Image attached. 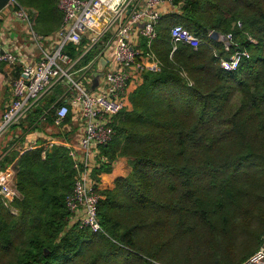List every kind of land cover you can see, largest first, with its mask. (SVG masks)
I'll return each instance as SVG.
<instances>
[{"label": "trees", "instance_id": "trees-1", "mask_svg": "<svg viewBox=\"0 0 264 264\" xmlns=\"http://www.w3.org/2000/svg\"><path fill=\"white\" fill-rule=\"evenodd\" d=\"M16 1L38 33L60 26L58 0ZM175 3L179 11L162 16L152 44L160 69L143 73L130 104L115 116L113 139L100 147L108 161L93 173L104 195L99 218L105 232L70 223L66 198L76 169L66 146L12 147L10 140L0 150V167L12 164L21 195L14 201L17 214L0 195V264H242L260 248L264 0ZM174 24L204 43H179L171 56ZM211 30L232 34L250 58L236 70L223 69L215 48L229 56L233 47L211 38ZM65 49L78 55L74 45ZM62 92L54 87L14 127L25 134L44 118L54 124L52 106L66 103ZM118 159L127 160L129 171L113 187L105 185Z\"/></svg>", "mask_w": 264, "mask_h": 264}, {"label": "built area", "instance_id": "built-area-1", "mask_svg": "<svg viewBox=\"0 0 264 264\" xmlns=\"http://www.w3.org/2000/svg\"><path fill=\"white\" fill-rule=\"evenodd\" d=\"M8 5L12 6L15 17L27 25L41 55L37 59L18 55L0 33V62L22 65L20 75L11 83L12 99L0 117V141L50 90L61 86L60 99H65L66 103L52 106L56 124L63 125L69 115L83 121L78 142L63 144L76 169L74 189L66 198L70 223L105 232L99 218V205L104 195L93 173L101 160L108 161L100 147L113 139L115 116L128 106L131 88L142 81L145 71L160 69L161 62L152 44L158 37L162 16L177 11L179 5L175 0H58L63 18L60 26L48 35L36 31L30 13L16 0ZM170 34L171 56L179 43L194 48L204 43L182 24H174ZM222 42L228 49L233 47L227 57L221 56L215 48L225 70H236L244 59L250 58L251 52L240 47L232 34H224ZM69 44L75 46L77 56L66 52ZM101 58L106 62L98 71ZM97 74L98 82L93 88ZM54 145L62 144L51 139L49 146ZM14 174L11 164L0 167V195L5 205L17 214L14 201L21 194L13 183ZM242 264H264V241Z\"/></svg>", "mask_w": 264, "mask_h": 264}, {"label": "crops", "instance_id": "crops-1", "mask_svg": "<svg viewBox=\"0 0 264 264\" xmlns=\"http://www.w3.org/2000/svg\"><path fill=\"white\" fill-rule=\"evenodd\" d=\"M7 9H9V7H7ZM177 11H179V9ZM0 33L2 34L5 42H7L8 47L18 55H22V57L26 59H37L41 55L40 48L36 42L33 41L27 31V25L15 17L12 10L11 12L3 11V14L0 13ZM220 55L224 56L223 54ZM21 69V63H17L15 66L9 65L5 62L0 63V104L4 102V106H0V117L5 105L12 99L13 92L11 83L20 75ZM82 123L83 121L81 119H77L70 115L69 120L61 126L57 125L56 122L54 124L48 123L44 118L41 122H39L38 126H35L32 130L26 132L25 134L22 133L21 126H16V128L14 127L10 131L12 135L10 140L14 141L12 143V147H18L20 145L25 147L28 145L27 148H30L43 144L46 148H51L49 146V141L51 139H56L62 145L65 143L76 144L81 135L80 130ZM128 171L129 166L127 160L118 159L114 163L113 173L107 175L104 184L113 187L114 179L119 175L127 174ZM15 174L13 175L14 184H16Z\"/></svg>", "mask_w": 264, "mask_h": 264}, {"label": "water", "instance_id": "water-1", "mask_svg": "<svg viewBox=\"0 0 264 264\" xmlns=\"http://www.w3.org/2000/svg\"><path fill=\"white\" fill-rule=\"evenodd\" d=\"M11 3V0H0V11L7 6L8 4ZM183 1L180 2V6L183 5ZM210 37L213 38L216 41H222L224 38V34L221 33L218 30H213L210 34ZM106 60L104 58H101L99 63H98V71H101L103 69V66L105 65ZM98 74L96 75V80H95V84L93 85V88L96 87L97 82H98Z\"/></svg>", "mask_w": 264, "mask_h": 264}, {"label": "rangeland", "instance_id": "rangeland-1", "mask_svg": "<svg viewBox=\"0 0 264 264\" xmlns=\"http://www.w3.org/2000/svg\"><path fill=\"white\" fill-rule=\"evenodd\" d=\"M7 7H9V9H7ZM3 11L4 12H11V6H9V5H7V6H5L3 9H2V11H0V13L1 14H3ZM35 19H33V21H34ZM35 22V21H34ZM250 51V50H249ZM219 62H220V60H219ZM220 66H221V64H220ZM222 67V66H221ZM223 68V67H222ZM224 69V68H223ZM143 82V80L138 84V86L141 84ZM133 89V87L131 88V90ZM130 104V103H129ZM128 104V105H129ZM0 106L1 107H3L4 106V102L3 103H1L0 104ZM14 128V126L6 133V135L4 136V138L2 139V141H1V144H0V150H3V145H5L6 143H7V141H10V138L12 137V135H11V130ZM162 262H166V260H161Z\"/></svg>", "mask_w": 264, "mask_h": 264}]
</instances>
